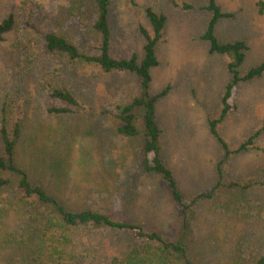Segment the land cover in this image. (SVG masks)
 Returning <instances> with one entry per match:
<instances>
[{"label":"rangeland","instance_id":"rangeland-1","mask_svg":"<svg viewBox=\"0 0 264 264\" xmlns=\"http://www.w3.org/2000/svg\"><path fill=\"white\" fill-rule=\"evenodd\" d=\"M177 1L193 8L183 10L167 0H110L109 26L111 55L123 58L135 52L140 60L145 39L139 28L151 33L145 9L166 17L149 91L169 86L156 102L155 114L162 130L161 156L187 204L184 211L159 175L140 168V122L135 137L117 132L116 108L135 94L137 77L103 72L95 63L73 62L43 47V35L56 32L86 54L97 52L100 34L92 27L89 0H0V21L10 12L16 17L15 28L0 40V120L4 114L8 124L20 119L15 163L67 208L96 209L154 229L178 240L191 264H254L264 254V186L245 193L228 183L264 180V129L247 150L223 159V146L210 132L209 121L219 115L231 58L211 53L201 38L210 18L202 9L207 0ZM216 3L232 14L218 21L216 37L241 39L248 46L238 68L244 73L264 61V0ZM62 86L79 105L73 113H50L47 108L57 104L50 89ZM234 100L235 110L216 126L230 150L264 122V74L240 82ZM1 207H7V215L0 210V264H22L20 245L12 247L13 242L22 237L26 223L32 230L39 222H29L35 212L15 181L0 189ZM11 231H18L16 239L9 237ZM32 237L29 253L37 243V236ZM136 244L128 231L87 224L72 231L65 259L68 264H111Z\"/></svg>","mask_w":264,"mask_h":264},{"label":"trees","instance_id":"trees-1","mask_svg":"<svg viewBox=\"0 0 264 264\" xmlns=\"http://www.w3.org/2000/svg\"><path fill=\"white\" fill-rule=\"evenodd\" d=\"M89 1L92 2L95 16L92 27L100 34L97 52L86 54L80 51L69 38L56 32H47L43 35V47L47 53L64 54L73 62L95 63L103 72H130L137 77L138 89L135 94L128 102L122 103L116 108V117L119 120L117 132L124 137H135L139 134L137 123L140 122L143 129L140 168L144 173L159 175L173 200L183 207L182 210L184 211L187 204H184V198L178 188L173 171L166 165L161 156L160 137L162 130L155 114L156 102L167 94L169 86H165L155 94L149 91L151 69L158 65L156 45L163 37L166 17L164 14L157 13L147 7L145 14L151 27V33L142 27L139 28L145 39L143 57L138 60L136 53L131 52L127 57L115 58L110 53V0ZM167 1L183 10L193 8L187 2ZM202 9L210 13V18L201 38L209 42L211 53L227 55L231 58L227 64L230 77L221 96L219 115L209 121L210 132L221 142L224 149L223 159H225L231 153L247 150L253 144L255 137L264 129L263 122L260 128L256 129L233 150L228 148L226 142L218 136L216 131L217 124L236 108L234 96L237 93L239 83L261 77L264 74V61L241 73L238 68L245 58V52L248 48L246 42L241 39L220 41L215 35V26L218 21L221 18L231 17L232 14L222 11L216 0H207ZM15 26L16 17L13 12H10L0 21V40L3 39L5 33L13 30ZM49 96L57 101V104L47 108L50 113H73L79 105L78 99L71 90L64 86L52 87ZM21 131L20 119L8 124L5 114L2 115L0 138L3 151L0 152V189L12 186L13 181H15L22 199L25 200V203L30 204L35 212V216H28L29 222L32 220L39 222L32 230H29L32 226L26 223L21 231L22 237L18 240L16 239L18 231H11L9 234L12 240L16 239L12 247H15L14 244L17 243L20 245L18 252L24 257L22 264H68L65 257L69 253L65 248L70 241L72 231L87 224L125 230L130 233L133 240L138 241V244L121 256L113 257L111 264H191L184 246L178 240L167 238L160 232L147 229L141 224L117 219L107 212L91 208L69 209L60 199L50 194L42 184L30 181L27 172L14 161V151ZM221 162L218 165L219 173H221ZM255 185L264 186V180L256 179L254 182L251 180L245 182L234 180L228 183V187H238L245 193ZM0 210H4L3 217H5L7 207H1ZM32 234L37 236V243L36 248L32 250V253H29L28 250L31 246L28 242L35 241ZM24 246L27 248H23ZM17 264L21 263L18 262ZM254 264H264V254Z\"/></svg>","mask_w":264,"mask_h":264}]
</instances>
